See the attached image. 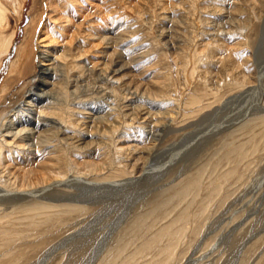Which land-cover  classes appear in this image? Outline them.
Listing matches in <instances>:
<instances>
[{"label": "rangeland", "instance_id": "rangeland-1", "mask_svg": "<svg viewBox=\"0 0 264 264\" xmlns=\"http://www.w3.org/2000/svg\"><path fill=\"white\" fill-rule=\"evenodd\" d=\"M52 1L61 16L59 28L50 27L58 44L48 48L64 67L53 77L47 101L38 104L41 82L31 66L37 69L40 60L31 58L46 50L38 38L51 0H0L7 17L4 37L11 41L8 52L0 54V113L7 110L6 117L15 119L24 102H31L64 121L61 155L79 165L76 173L68 171L64 159L67 177L89 176L90 162L105 164L106 176L121 172V179L136 177L143 166L148 173L129 187H75L77 200L102 208L82 221L2 222L0 264H43L54 247L48 264H181L184 257L190 264H264V0ZM1 43L0 52L5 51ZM111 70L117 71L113 84L101 73ZM248 90L251 95L238 98ZM85 114H91L90 121ZM71 120L87 134L74 132ZM20 122L16 128L25 129ZM43 122H35L36 130L57 144L54 126ZM108 128L110 136L104 133ZM113 140L136 150L120 159ZM37 156L38 162L26 163L24 170H38L53 157ZM188 176H199L202 185L174 201L170 220L159 211V220L135 227L125 241L116 237L130 207ZM184 212V221L179 220ZM81 231V249L70 243L68 252L56 250ZM164 231L157 250L136 254ZM112 243L127 252L120 256L117 247L110 256Z\"/></svg>", "mask_w": 264, "mask_h": 264}, {"label": "bare ground", "instance_id": "bare-ground-1", "mask_svg": "<svg viewBox=\"0 0 264 264\" xmlns=\"http://www.w3.org/2000/svg\"><path fill=\"white\" fill-rule=\"evenodd\" d=\"M47 9H48L47 19L42 24L43 27H41L42 30L40 31V35L38 38L40 46L46 50H38V52H36L37 54L34 53L35 55L34 56L32 55L33 57L31 58V60L33 62L35 61L36 56L40 60V63L38 65L37 69L34 68V65H32L33 67L31 66V68H33V70H38V74H39L38 78H40V82H41L40 85H37V87H39V88H37V91L39 93V99H40V102H38V104H42L43 102L47 101V99L50 95V92H51V91H48L47 89L52 86V79L56 75V73L58 72L59 68L61 69L64 67V64H62L60 61H58V59L56 57L51 58L50 54L53 51V48L52 47L48 48L50 44H55V45L58 44L57 43L58 36L55 35L56 32H54V28L55 29L59 28L58 25L60 24L59 22H60L61 11L59 9V6L56 4V1L54 2L52 0L49 3ZM6 18L7 17L5 15V10H4L3 6L0 4V43L3 41V43H1V46L3 44V46H4L3 49H5V51L0 52V54H2L4 52L5 53L8 52V50L10 48V44H11L10 39L4 37V35L6 34L5 28H7ZM51 24L55 26L53 28L52 32H50L51 31L50 30ZM63 29H65V26L63 27ZM104 41H105V39H104ZM25 50H27V49H25ZM25 50L23 53H25ZM54 51H55V49H54ZM69 58L75 59L76 57L69 56V55H65L63 57V59H69ZM83 60H82V62H83ZM80 64H77V67L81 69ZM101 73L103 74V77L107 76V78L105 79L107 82H110L112 84L116 83L114 81V79H115V74L117 73V71L111 70V71H109V73L105 72V75L103 72H101ZM118 73H119V71H118ZM58 76H60V75H58ZM58 76H57V78H58ZM259 80H261V79H259ZM77 90H74L72 92V94H74V96L76 95ZM252 90L251 91L248 90V92L243 93L238 98L239 99L246 98L247 95L252 92ZM34 99H35V97H34ZM36 100H37V98H36ZM64 101L66 102V100H64ZM36 107L37 106L36 105L33 106V104L31 102H28V103L24 102L23 107H21V109H19V111L15 115L16 120L13 118L11 120H9L10 118L8 119V117H6L7 110H3L0 113V224L4 221L7 222V220L9 221L10 219H13V221L14 220H19V221L26 220V221L30 222L31 224H36V223H44L45 224V223H53L54 219H61L62 220L64 218L65 221L69 222V221L73 220L74 218H75L74 221L77 219L81 220V219H83V218H81V216H87L88 214H91V216H96L97 214H99L102 211V208L96 203H91L90 200H89V202L77 200L79 196L72 194L71 190H75V187L81 186L82 184H86L88 186H91L94 191H100V190L104 191V189L107 190L109 188L113 189V188L129 187L133 183L141 182L145 179V176L148 173L147 172L148 168H146L144 166H143V169L141 170V172L138 173L139 175H137L136 177L121 179V177L123 176V174H121V172H120V174L117 172L118 174L115 173V174H111L110 176H106L103 174V171L106 170L104 168L105 164L101 165L99 163H94V162H90V164L86 167V169L89 173V176L86 175L87 176L86 177V176L80 175L81 173H77V175H70L69 177H67L66 174L64 175V171L62 170V168H63L62 161H64V159H65L67 161V165L65 167L68 169V171H72L74 173H76V171H75L76 169L78 170L79 165H78L77 161L71 160L72 156L68 155L67 157L66 156L64 157L63 155H61L63 152V147L61 145V143L63 142V139H60L59 136L62 134L61 131H63V125H64L63 122L64 121H59V120L55 119L54 118L55 114H53V113H45L46 114L45 115L44 111H41L39 108H36ZM62 108H60V109H62ZM70 109H72V108H70ZM64 111H66V110H64ZM70 111H69V113H70ZM88 115L91 116V114H88ZM88 115H86L87 118H88ZM38 119L43 120L44 122H47V123H51L54 126L53 127L54 130H52V131L56 130V134L54 133L53 137H54V139H56L58 141V142L57 141L55 142L57 144L54 145L53 143H51L52 140H50L49 136L45 135L46 132H43V130L38 132L36 130L35 124L39 122ZM17 120L21 121L22 123L24 122V125H26V126H32L31 123L33 121H35L36 123L34 122V124L31 128L30 127L28 128L25 126V129L18 130L19 128H16L17 125L15 123V121L17 122ZM90 120L91 119H89V121ZM71 121H72V126L75 129L74 132H79V135L81 137H82V135L87 134V133H85L86 131L85 132L79 131V130L77 131L75 121H73V120H71ZM41 123H42V121H41ZM17 124H19V123H17ZM52 125H50V126H52ZM95 126H97V125H95ZM21 127H23V126H21ZM70 128H72V127H70ZM89 128H90V126H89ZM112 129H115V128H112ZM110 130L108 128L107 130L104 131V133L108 132ZM115 131H117V129ZM112 132H114V131H112ZM108 133H105V134L110 136V134H108ZM121 139L123 140V138H121ZM118 142H120V141L118 140L115 143V140H113V144L115 143L114 144L115 151L120 156V159L124 158L122 155L126 154L127 150H129L128 152H131V151H133V149H135V147L132 148L131 146L127 149L122 148L121 146H119L120 144ZM51 144H53V145H51ZM51 146H53V147L55 146V148H52ZM229 146H231V145L229 144ZM46 148H48L49 150ZM36 149H40V150L36 151ZM14 150H16V151L12 152ZM237 150H239V149H237ZM14 153H17L18 155L16 157H14L13 156ZM38 154H41L42 156H46L47 154L48 155L52 154L53 157H50V159H49L50 163H48V164L42 163L39 166L40 169H38V170L30 169L29 172H27L26 169L24 170V168L27 166V165H25L26 163H28V165H30V167H32L34 162H38V159H39V157L37 156ZM9 158L12 160V162H9L10 161ZM113 165H114V162H113ZM17 174L21 175V178L18 179ZM198 178H199V176H197V177L188 176L187 180L182 181L181 184L180 183H178V184L174 183V185L172 184L171 186H169L164 192H160V193L152 192L153 194L149 195L148 196L149 198L146 199V201L138 202L134 206L130 207L128 209V213H126L124 215V217L121 219V220H123L122 222L124 223V229L116 237H118L122 241H125L126 240L125 235L128 236V232H130L131 230H136L135 227H137V230H139L140 226L145 224V223L148 224V221L159 220L161 218V217L159 218V215H160V214H158L159 211H164L163 212V213H165L164 219L170 220L174 211H175V208L173 206L174 201H176V199H178L182 196H185L187 194L189 196L190 190L192 191V189L200 188V186L202 185V182H201L202 179L201 178L198 179ZM72 185H74V186H72ZM217 186H219V185H217ZM85 187H87V186H85ZM220 187H222V186H220ZM218 189L219 188H216L215 192H217ZM139 205H141V206H139ZM203 214H204V211H203ZM185 216H186V214L184 212L182 215H180L179 220L184 221ZM110 219L111 218H108V219L105 218L103 221H108ZM164 222H166V221H164ZM9 223H10V221H9ZM146 224H145V226H146ZM155 225L156 224H154V227H155ZM154 231H155V229H154ZM83 233H84V231H81L80 235L74 234L72 236L65 238L64 240H62V242H60L56 246L57 247L56 250L60 251V252L63 250H66L65 252H68L69 251L68 245L70 243H73V244L76 243L77 247L81 246L80 248H77L75 251H77L78 249H81L83 247L82 246L83 242H79V241L83 237L82 236ZM149 233H151V232H149ZM168 233H170V232H168ZM162 235H166V232L164 231V232H161V233L154 235L152 238L153 244L150 245V243H146L144 245H141L140 247H138L136 254L137 255L140 254V252L144 251L145 249L146 250L149 249L151 252H154L155 250H157V248L159 246L158 240L163 239ZM169 239H171V237ZM120 240H117L119 244H121ZM85 242H87V241H85ZM179 242H180V240H177L176 244L178 245ZM170 243H171V241H170ZM119 244H113L112 243L109 246L108 254H110V256H112V254L114 253V250L117 247H118V249H120ZM70 245H72V244H70ZM171 248L172 247H170V249ZM54 249H55V247L49 251V253L46 256L47 262L45 261L43 264H45V263L48 264V261H50V259L53 257V255H55ZM173 249H175V247ZM173 249H171V250H173ZM120 250H122L121 254H120V256H121V255H123V253L127 252V247L124 250L123 249H120ZM166 250H168V249H166ZM81 253H82V251H81ZM171 255L173 256V254H171ZM110 256H108V257H110ZM115 256H116V259H118L120 257L118 254H115ZM62 258H64V257L62 256ZM111 258L115 259L113 257H111ZM44 260H45V258H44ZM131 260L133 261L132 258H131ZM183 260H184L183 261L184 263L182 262L183 264H190L191 263L190 259L188 260V258L186 259L184 257ZM50 264H51V262H50ZM68 264H69V262H68Z\"/></svg>", "mask_w": 264, "mask_h": 264}]
</instances>
